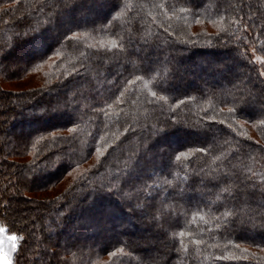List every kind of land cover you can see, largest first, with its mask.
Wrapping results in <instances>:
<instances>
[{
  "label": "trees",
  "instance_id": "16d2710c",
  "mask_svg": "<svg viewBox=\"0 0 264 264\" xmlns=\"http://www.w3.org/2000/svg\"><path fill=\"white\" fill-rule=\"evenodd\" d=\"M104 1L87 19L98 0H0V76L39 81L0 89L18 126L0 141L16 158H0L12 168L0 181V228L24 237L12 264H264V77L254 58L264 56V0ZM185 62L199 68L183 71ZM153 91L166 102L149 103ZM248 92L256 100L242 105ZM21 201L33 216L17 225ZM141 226L148 238L136 237Z\"/></svg>",
  "mask_w": 264,
  "mask_h": 264
},
{
  "label": "rangeland",
  "instance_id": "374dc122",
  "mask_svg": "<svg viewBox=\"0 0 264 264\" xmlns=\"http://www.w3.org/2000/svg\"><path fill=\"white\" fill-rule=\"evenodd\" d=\"M98 3L97 5L95 4H92V3H89L88 5V14L87 16H85L87 19L88 18H91L93 16V12H102L104 10V8L106 7V2L104 0H98ZM69 14V11L64 12L63 14H61V16L59 17V19H61V22H63L65 19H66V16ZM140 57H144L143 55H141ZM256 57L255 56V60H256ZM19 58V57H18ZM23 57H20V61L22 60ZM16 62L18 64H20L21 62ZM155 62H157L158 60L155 58L154 59ZM238 61V60H237ZM236 61V62H237ZM233 62V63H230V67L235 69V70H238V71H243V69L241 68L239 62ZM261 65V64H260ZM171 66V65H170ZM184 66H185V69H181V70H186V68L190 69V70H194L196 71L199 67L197 65V62L196 63H189V62H185L184 63ZM221 66V69L224 68H227L228 67V64L227 62H225L224 60L221 62L220 64ZM262 66V70L264 71V65H261ZM245 71V70H244ZM186 72V71H185ZM184 78H181V80L179 81V85L177 88H182V82H184ZM219 80V79H218ZM38 79L35 75H32L30 77H28L27 79L25 80H18V79H4L0 76V89H4L6 91H22V90H25V89H28V87L32 88L34 87L35 85L38 84ZM202 83H203V87H205L206 85H209L211 84V81L208 80V79H205L203 78L202 80ZM198 86L194 85V86H191V90H195L197 89ZM235 89V88H234ZM8 100L9 102H13L14 103V99H17V98H13L12 94H8ZM4 109H5V102H1L0 101V141H1V144L3 145V143H5V141L7 139H9V135H11L12 133H16L18 131V126L17 125H12V124H8L7 123V119L5 117V114H4ZM212 137L216 138V136L212 135ZM213 140H216L214 139ZM212 139V138H211ZM163 146H166V142H163L162 143ZM2 150H0V158L2 157V160H4V158H6L7 156H9L8 154H6L4 148H1ZM155 154V153H153ZM152 154V155H153ZM8 160H16V158H11L10 156L7 157ZM158 170H161V172H163L162 170L163 169H158V168H155L153 171H151L149 173V176H152L153 174H156V172ZM8 174H12V168L10 167H4L3 166V163L1 162L0 163V181L2 179H4L5 177H7ZM11 193H16L18 196H26V197H34V198H49V197H52L54 195V191H46V192H29L27 191L26 189L24 188H20L19 190L16 191V187H14L13 189H9ZM12 190V191H11ZM15 191V192H14ZM9 193V192H8ZM201 195V194H199ZM8 202V201H7ZM20 209L18 210L19 212L17 213L16 217H15V224L19 225V224H22V223H29V221H31V218L33 216V209H34V204L32 202H28V201H21L20 202ZM6 204L3 205V208L0 206V214L3 216L4 213L7 215L8 214V210L6 208ZM139 218V217H137ZM140 219H145L146 221H149L151 220V218H146L145 216L143 215H140ZM122 221L125 222V220L122 218ZM140 231L136 233V237H147L150 235V230L148 229H143V227L141 226L140 227ZM107 232V231H106ZM82 236V235H81ZM10 237H12V235L10 234H7L6 232L4 231H0V251H4V252H9L10 250V247H11V244H12V241L9 239ZM84 237V235H83ZM149 239H147L148 241ZM35 242L32 241V247L30 248V251H29V255L35 251V246H34ZM49 247L51 246V244L49 243L48 245ZM12 252H9V254L11 255Z\"/></svg>",
  "mask_w": 264,
  "mask_h": 264
},
{
  "label": "snow or ice",
  "instance_id": "6c2138e0",
  "mask_svg": "<svg viewBox=\"0 0 264 264\" xmlns=\"http://www.w3.org/2000/svg\"><path fill=\"white\" fill-rule=\"evenodd\" d=\"M48 7L52 8V7H56L58 5L54 4V3H49L47 5ZM65 6H67V4L65 3ZM118 6V5H117ZM160 7H164V5H160ZM181 11H184L183 9H181ZM165 15H167V13H165ZM119 17H116V19H118ZM167 30V29H166ZM78 36L77 35H73L72 37H70L69 39L70 40H78ZM110 47L111 49H118L120 48L121 50H123L120 46V44L117 42V40L113 39L110 41ZM256 62L261 64V65H264V56H257L256 57ZM78 71V70H77ZM259 76L260 77H264V71H260L259 72ZM136 81H140L142 78L140 76H136L135 77ZM128 83H133L132 81H127ZM261 83H264V81H261ZM240 91H243L241 89H238ZM121 96H123V93H121ZM151 96L154 98L153 100L151 101H148L149 103H156L157 101H164L166 102V97L165 96H158L157 93L155 91L151 92ZM249 97H251V99H249ZM256 100L255 96L251 93V92H248L247 94L245 95H242L240 97V101H241V104L242 105H251L254 101ZM181 103H183V101H181ZM239 111L240 112H243L244 111V108L241 107L239 108ZM228 113L231 115V116H235L237 115L238 113V108L236 106H233V107H229L228 108ZM258 115L260 117H264V99H261V101L259 102V108H258ZM220 124H225V120H220L218 121ZM245 123H247V120H245ZM259 125H264V119H260L259 121ZM258 125V126H259ZM227 127L229 129H232L233 131H235V129L233 128V125L232 123H228L227 124ZM71 131H75V129H72ZM225 143H228V141H225ZM96 151V156H97V161L99 162V159L101 156L104 155V152L101 150V148L97 147L95 149ZM196 152H199V153H206V149L204 148H197L195 150ZM261 151H264V148L261 149ZM185 154L184 153H181L180 155H177L176 156V160H180L182 156H184ZM223 156L224 159H227L228 157L226 155H224L223 153L221 154ZM186 158V157H185ZM216 160H220L221 159V156H216L215 157ZM235 167V166H234ZM213 180H217V181H220L221 180V177L220 176H213L212 177ZM229 179L228 177V174L227 173H224V176H223V181L225 183V187L222 188V192L223 193H226L228 194L229 196L232 195V191H233V185L231 184H227V180ZM246 180L247 179H251V177H246L245 178ZM244 181H241V183H243ZM262 183H264V181H262ZM236 187H239V185H237ZM220 197L217 196V199H219ZM225 218H227L230 213L229 212H225L222 214ZM203 219V217H201ZM219 219V218H217ZM4 229L0 228V231H3ZM184 235L183 232L180 233V236L182 237ZM11 241H12V244H11V247H10V250L9 252H14L17 250V241L18 240H24V237L22 236H12L9 238ZM121 251H123L121 249ZM9 252H3L2 254H0V262H2V264H12V259H11V256L9 254ZM246 252V250H245ZM111 255H115V253H111Z\"/></svg>",
  "mask_w": 264,
  "mask_h": 264
},
{
  "label": "flooded vegetation",
  "instance_id": "af4514ba",
  "mask_svg": "<svg viewBox=\"0 0 264 264\" xmlns=\"http://www.w3.org/2000/svg\"><path fill=\"white\" fill-rule=\"evenodd\" d=\"M4 251H0V254H2Z\"/></svg>",
  "mask_w": 264,
  "mask_h": 264
},
{
  "label": "water",
  "instance_id": "95a60500",
  "mask_svg": "<svg viewBox=\"0 0 264 264\" xmlns=\"http://www.w3.org/2000/svg\"><path fill=\"white\" fill-rule=\"evenodd\" d=\"M0 264H2V262H0Z\"/></svg>",
  "mask_w": 264,
  "mask_h": 264
}]
</instances>
